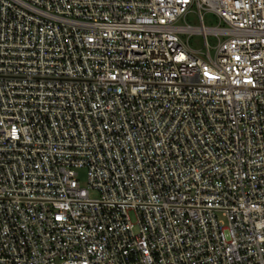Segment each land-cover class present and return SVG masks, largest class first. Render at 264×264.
Segmentation results:
<instances>
[{"label":"built area","instance_id":"2783aa9c","mask_svg":"<svg viewBox=\"0 0 264 264\" xmlns=\"http://www.w3.org/2000/svg\"><path fill=\"white\" fill-rule=\"evenodd\" d=\"M0 264H264V0H0Z\"/></svg>","mask_w":264,"mask_h":264},{"label":"rangeland","instance_id":"374dc122","mask_svg":"<svg viewBox=\"0 0 264 264\" xmlns=\"http://www.w3.org/2000/svg\"><path fill=\"white\" fill-rule=\"evenodd\" d=\"M204 26L207 28H217V27H226L224 23H220V20L209 12H204ZM178 26H191L193 28L201 27V22L199 20L198 15L196 14V9H193V12H190L185 19H181L178 23ZM183 42L185 44H189V47L198 53V56L206 59V49H205V41L204 37L201 34H193V35H182L181 36ZM208 43L210 46V51L212 56L215 55L216 47L218 46L219 40L218 38L214 37L213 35L208 36ZM79 179L83 187H87V171L86 170H79ZM90 197L92 199L100 198V194L96 190H90Z\"/></svg>","mask_w":264,"mask_h":264}]
</instances>
